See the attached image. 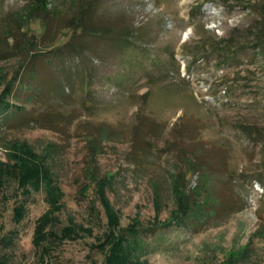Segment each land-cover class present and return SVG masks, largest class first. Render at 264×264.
Here are the masks:
<instances>
[{
    "label": "rangeland",
    "instance_id": "obj_1",
    "mask_svg": "<svg viewBox=\"0 0 264 264\" xmlns=\"http://www.w3.org/2000/svg\"><path fill=\"white\" fill-rule=\"evenodd\" d=\"M187 1L0 0V264H264V0Z\"/></svg>",
    "mask_w": 264,
    "mask_h": 264
},
{
    "label": "trees",
    "instance_id": "obj_2",
    "mask_svg": "<svg viewBox=\"0 0 264 264\" xmlns=\"http://www.w3.org/2000/svg\"><path fill=\"white\" fill-rule=\"evenodd\" d=\"M35 3L38 5V8H41L43 10H46V2H44V0H34ZM90 4V3H88ZM41 6V7H40ZM37 8V7H36ZM88 8V6H84L83 10H86ZM264 9V8H263ZM77 19H75L76 21ZM76 24H81L79 26H82L83 24L82 23H79V21L76 22ZM99 32H95V34H97ZM103 34H108V33H103ZM72 48V47H70ZM0 106H3L4 108H9L11 106H14L13 104H11L7 99L6 97H2L0 99Z\"/></svg>",
    "mask_w": 264,
    "mask_h": 264
},
{
    "label": "bare ground",
    "instance_id": "obj_3",
    "mask_svg": "<svg viewBox=\"0 0 264 264\" xmlns=\"http://www.w3.org/2000/svg\"><path fill=\"white\" fill-rule=\"evenodd\" d=\"M188 1L187 0H184V3H187Z\"/></svg>",
    "mask_w": 264,
    "mask_h": 264
}]
</instances>
